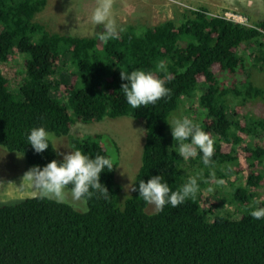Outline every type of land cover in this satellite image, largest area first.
I'll use <instances>...</instances> for the list:
<instances>
[{
  "label": "trees",
  "instance_id": "obj_1",
  "mask_svg": "<svg viewBox=\"0 0 264 264\" xmlns=\"http://www.w3.org/2000/svg\"><path fill=\"white\" fill-rule=\"evenodd\" d=\"M48 1L0 0V66H16L13 77L0 70V147L42 167L62 158L51 145L34 152L27 129L69 136L76 122L129 116L144 124L134 183L161 174L175 190L195 176L199 191L150 213L138 191L122 200L103 134L71 137L72 147L113 161L100 175L109 199L93 196L85 210L38 194L0 202V264H264V219L248 214L264 206V89L252 78L264 70V18L240 24L201 7L180 23L129 25L118 39L100 40L102 25L92 35L52 30L38 18ZM161 59L167 72L156 75L168 95L132 109L121 71H155ZM184 113L214 140L208 167L199 153L185 161L169 151L167 121ZM210 196L234 211L220 214Z\"/></svg>",
  "mask_w": 264,
  "mask_h": 264
},
{
  "label": "clouds",
  "instance_id": "obj_2",
  "mask_svg": "<svg viewBox=\"0 0 264 264\" xmlns=\"http://www.w3.org/2000/svg\"><path fill=\"white\" fill-rule=\"evenodd\" d=\"M112 3L113 0H97L92 11V23L103 26V31L97 34L100 40L119 38V32L111 18ZM158 72H167V64L163 59L155 63V71L141 68L121 71V80L126 81L121 85V91L132 109L154 104L168 95L169 89L165 86V80L156 75ZM167 122L174 139L169 151H175L185 161L196 158L199 153L202 164L210 166L214 153V140L210 135L187 116L173 117ZM26 143L36 153L43 152L49 145L54 151L58 148L53 144L52 133L44 125L27 129ZM69 149L71 150L61 154L62 159H52L42 167L33 166L24 174L23 179L26 178L29 186L38 190L39 198L69 203L74 210L85 205L93 196L109 199L111 193L101 182L100 175L102 171L113 169V161L105 155L90 156L78 148ZM17 155L23 157L24 152H17ZM138 181V185H124L125 191H138V197L145 204L153 206L157 212L163 211L166 205L175 208L194 198L199 191L195 176L187 177L175 190L170 189L161 174L152 175L147 181ZM248 214L254 220L264 219V206L253 205Z\"/></svg>",
  "mask_w": 264,
  "mask_h": 264
},
{
  "label": "rangeland",
  "instance_id": "obj_3",
  "mask_svg": "<svg viewBox=\"0 0 264 264\" xmlns=\"http://www.w3.org/2000/svg\"><path fill=\"white\" fill-rule=\"evenodd\" d=\"M96 4L97 0H49L38 18L48 24L52 30L60 33L92 35L97 26L91 20ZM201 7L206 8L211 15L224 14L228 10L240 12L249 18L250 23L264 18V0H113L111 18L115 22L117 31H121L129 25L137 27L156 25L169 19L180 23L186 10ZM0 70L13 77L16 66L1 65ZM252 78L256 85L264 89V70L262 73L253 72ZM176 112L173 115L176 116ZM183 116L195 118L188 113H184ZM97 133L103 134L101 142L117 165L115 178L121 190V198L125 200L133 191L126 192L123 186L130 184L131 187L141 166L144 124L129 116L115 119L107 117L90 123L76 122L72 125L69 136L52 134V140L55 147H58L59 157L62 158V153L71 150L69 149L72 147L71 137ZM32 167L24 155L19 157L17 152H9L0 147V202H10L38 194V190L29 186L26 178L23 179L24 174ZM214 186V191L218 193L221 185L217 182ZM259 190L264 193V187ZM204 192V195L208 196L209 192L207 190ZM210 197L212 198L210 203L216 202L220 205L221 208H218L220 214L234 211V207L229 203L222 202L221 204L219 197L218 201ZM78 209H87V203ZM147 211L152 213L156 210L148 205Z\"/></svg>",
  "mask_w": 264,
  "mask_h": 264
},
{
  "label": "built area",
  "instance_id": "obj_4",
  "mask_svg": "<svg viewBox=\"0 0 264 264\" xmlns=\"http://www.w3.org/2000/svg\"><path fill=\"white\" fill-rule=\"evenodd\" d=\"M222 16L232 22H236L240 24L249 23L246 15L241 14L240 12L233 11V10L225 11L224 14H222Z\"/></svg>",
  "mask_w": 264,
  "mask_h": 264
}]
</instances>
